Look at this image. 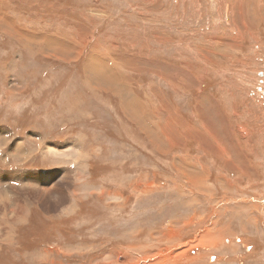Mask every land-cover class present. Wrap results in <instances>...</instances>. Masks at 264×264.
Masks as SVG:
<instances>
[{
	"label": "rangeland",
	"instance_id": "rangeland-1",
	"mask_svg": "<svg viewBox=\"0 0 264 264\" xmlns=\"http://www.w3.org/2000/svg\"><path fill=\"white\" fill-rule=\"evenodd\" d=\"M261 77L264 0H0L1 171L70 175L0 264H264Z\"/></svg>",
	"mask_w": 264,
	"mask_h": 264
},
{
	"label": "bare ground",
	"instance_id": "bare-ground-1",
	"mask_svg": "<svg viewBox=\"0 0 264 264\" xmlns=\"http://www.w3.org/2000/svg\"><path fill=\"white\" fill-rule=\"evenodd\" d=\"M13 138L14 137H12V133L10 132V130H8L7 128L5 129V127H2V132H0V139H2L5 143H8L9 145L8 147H12L14 144L17 145V142L15 140H12ZM16 145L15 147H17ZM7 174L6 172L1 171V168H0V182H1L0 184V211L5 209L6 216H9L10 218L9 217L8 218L11 221H16L23 217V212L26 210L25 202L33 194L41 193L45 197V199L37 198L36 200L37 202L41 201L40 203L44 202L45 207L47 209H52L53 206L57 204L59 205V201L61 203V197L62 195H64L63 191L68 185L67 181L70 178V175L69 174L67 175L66 173L63 176H60L59 178L56 175H51V173H48L45 175L42 174L40 177H37L38 183L42 184L45 181L43 183L44 185H47V184H50V185H48L47 189H45L44 187H41V189H36L38 186H33L31 182H29L30 184L27 185L28 188H24L26 184H24L23 180L19 177V175L21 174L12 173L14 177L8 176ZM1 177H4L5 179L1 180ZM27 190H29V192L23 195V193L26 192ZM2 217L0 214V236H1L0 239L1 240L3 239V237L7 235V231L5 230L3 226L4 217L3 218Z\"/></svg>",
	"mask_w": 264,
	"mask_h": 264
},
{
	"label": "flooded vegetation",
	"instance_id": "flooded-vegetation-1",
	"mask_svg": "<svg viewBox=\"0 0 264 264\" xmlns=\"http://www.w3.org/2000/svg\"><path fill=\"white\" fill-rule=\"evenodd\" d=\"M261 75H263V71H262ZM261 80L264 81V80H263V77H261Z\"/></svg>",
	"mask_w": 264,
	"mask_h": 264
}]
</instances>
